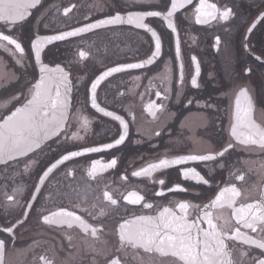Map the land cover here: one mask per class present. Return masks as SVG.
I'll list each match as a JSON object with an SVG mask.
<instances>
[{
	"label": "flooded vegetation",
	"instance_id": "obj_1",
	"mask_svg": "<svg viewBox=\"0 0 264 264\" xmlns=\"http://www.w3.org/2000/svg\"><path fill=\"white\" fill-rule=\"evenodd\" d=\"M198 2L193 0L192 5L176 13L181 48L179 58L176 56V34L161 18H148L146 23L161 35V56L146 68L115 73L98 86L96 99L99 106L122 115L129 122L124 143L110 150L66 161L50 174L44 185L39 186L43 171L67 151L112 143L118 138L122 132L119 122L92 108L90 85L109 67L146 59L154 50V41L150 33L125 24L94 29L44 47L42 62L53 68L59 64L70 73L71 119L67 131H78L74 119L78 113L89 118L90 126L86 132H80L82 139L65 140L63 135L53 137L42 151L0 163V240L5 242L4 264H44L41 256L52 264H108L117 256L121 264H166L170 258L144 253L142 249L129 247L118 252V225L135 216L155 215L163 206H174L175 201H190L203 206L221 187L231 184L241 191L237 206L241 202L251 203L261 198L264 192V150L258 146L238 145L234 141L235 146L216 161L179 165L158 171L152 177L131 175L147 163L165 156L223 150L232 140L231 106L234 92L241 86L248 87L253 96L254 118L257 122L264 121V21H260L251 33L248 32L264 12V0H208L221 9L231 8L234 15L228 21L217 19L206 24H196L192 17V9ZM72 5L75 7L65 16L63 10ZM167 7H170V0H41L31 10V15L16 28L9 31L0 26V31L13 34L25 49L22 65L16 63L19 54L13 57L0 49V74L7 77L0 81V105H3L0 117L19 106V101L12 100V97L19 95L24 100L27 90L39 79L40 65L36 63L31 48L37 36L69 31L117 12L165 11ZM217 36L221 41L219 45L216 44ZM9 47L14 50V46ZM79 51L87 52V58L80 59ZM192 56L200 65L198 88L190 83L195 72ZM181 62L184 65L182 87L178 82ZM168 70L172 91L169 99L164 101L165 109L153 119L144 106L150 100L161 102L155 93L157 90L163 93L165 85L159 76ZM178 90L181 93L179 97ZM189 99L194 101L192 105L187 104ZM157 131L160 132L158 136L155 135ZM114 157L118 160L114 169L95 179L87 175L91 161L102 159L107 162ZM30 158L35 163L25 171V163ZM185 167H195L209 179V185L183 179L181 170ZM124 176L127 180L122 179ZM240 176L243 180L238 179ZM160 179L165 181L163 186L158 183ZM176 184L187 191H167ZM21 186L23 191L15 193L14 190ZM37 186L40 187L39 193L35 192ZM161 188L165 195H157ZM132 190L145 197L141 204H129L123 199ZM105 191H109L119 201L118 204L112 205L107 201ZM33 195L36 196L35 201L32 200ZM7 196H14V200H7ZM146 203H151L153 208L144 207ZM28 204H31V209H28ZM61 207L75 211L98 227V239L86 236L75 226L69 228L43 222V215ZM198 214V210H190V217ZM224 217L229 229L241 227L236 224L230 209L224 210ZM218 223L223 225L225 221ZM13 226L11 234L2 230ZM241 231L258 238L264 236L259 229L253 233L241 227ZM226 242L238 264H252L253 258L262 256V250L240 241ZM89 245H94L97 251H92ZM241 253L247 255L242 256Z\"/></svg>",
	"mask_w": 264,
	"mask_h": 264
},
{
	"label": "snow or ice",
	"instance_id": "obj_2",
	"mask_svg": "<svg viewBox=\"0 0 264 264\" xmlns=\"http://www.w3.org/2000/svg\"><path fill=\"white\" fill-rule=\"evenodd\" d=\"M41 0H0V26L11 31L17 25L22 24L30 15L31 10L40 4ZM193 0H170V7L165 11L148 10V11H128L126 14L117 12L113 16L104 19H98L93 23H88L82 27H75L69 31H62L55 35L37 36L32 42L31 48L35 53V61L40 65L39 79L31 85L27 90L28 95L24 100L20 96L12 97V100L19 101V106H15L14 110L9 114L0 117V163L8 160H16L19 157H29L30 153H36L43 150V146L53 137H61L64 139L78 140L82 139L81 131H87L90 126L89 118L83 113L75 115L78 131L69 133L67 131L70 124L69 110L71 107L72 81L70 73L57 64L54 68L44 64L41 59V53L44 47L55 41H63L69 37L79 36L82 33L91 32L94 29L104 28L110 25H133L137 29H143L150 33L154 41V50L146 58L137 63L119 64L115 67H109L101 72L90 85V102L92 108L102 113L104 116L111 117L118 121L122 132L112 143L102 144L100 146L83 147L76 151H67L58 159L50 164L39 177V186L44 185L50 174L66 161L72 160L89 153L102 152L110 150L124 143L128 136L129 122L122 115L116 114L114 111H108L104 107H100L97 103L96 92L102 81L115 73L124 72L129 69H143L154 64L162 54L161 35L150 25L146 23L148 18H161L166 22V27L176 34V56L181 55L180 39L175 16L181 9L192 5ZM75 5L65 8L63 13L65 16L72 11ZM234 13L231 8H219L215 3H209L208 0H199L198 4L192 9V17L196 24H206L217 19L228 21ZM264 21V14H261L259 20ZM256 27L253 23L248 28L251 33ZM220 37H216V44H220ZM9 45L14 46L10 48ZM247 47V45H245ZM0 49L8 52L13 57H17V64L23 63L25 49L21 42L13 34H5L0 31ZM80 59H86L88 53L79 51ZM257 60L260 57H256ZM192 63L195 65V72L191 77V86L198 88V77L200 75L199 61L195 56L191 57ZM170 70L159 76L162 84L165 85L163 93L157 90L155 95L161 100L156 103L150 100L144 107L145 111L153 118H157V113L163 111L166 107L164 101L168 100L172 91L169 86ZM246 71L250 72L251 69ZM7 79L6 75L0 74V81ZM139 77H137V80ZM179 84L181 87L184 82V65L181 62L179 68ZM151 85V81H150ZM180 91H177L179 97ZM193 100H187L188 105H192ZM199 103V102H197ZM3 105H0L2 107ZM210 106V105H208ZM255 103L250 90L246 86H241L234 92V99L231 106V125L230 140L226 147L221 151L207 152L206 154H186L175 155L172 157H163L154 162L147 163L145 166L131 173L133 177H152L156 172L172 168L179 165H187L196 162L216 161L218 157H223L229 149L235 144L243 146H258L264 150V121L257 122L254 118ZM133 119L135 117L133 116ZM155 135H160L157 131ZM35 160L28 159L25 163V171L29 170ZM118 163L117 158L105 162L102 159L91 161V165L87 170V175L93 179L98 177L109 169H114ZM221 167L223 165L221 164ZM183 179L193 181L197 184L209 185V179H206L195 167H185L181 170ZM127 180V176L122 177ZM243 180V176L238 177ZM158 183L163 186L165 181L160 179ZM35 189L39 193L40 187ZM23 191L22 186L17 187L14 192ZM168 192H184L187 191L180 184L167 189ZM157 195H165L163 188ZM241 191L235 184L221 187L214 195V198L203 206L195 205L190 201H175L174 206H163L159 208L155 215H139L131 219H125L118 225L119 247L118 252H124L127 248L142 249L144 253L158 254L159 257L170 258L166 264H238L233 259L232 250L226 241H240L244 245L255 247L262 250V256L253 258L252 264H264V236L249 235L243 229H250L251 232L257 233L258 229L264 234V192L261 198L251 203H239ZM104 198L112 205L118 204V200L113 198L109 191L104 192ZM36 196H32L35 201ZM123 199L129 204H141L145 197L138 191L132 190L123 196ZM7 200L13 201L14 196H7ZM31 209V204L27 205ZM144 207L152 209L151 203L144 204ZM196 209L199 214L194 218L190 217V210ZM230 209L232 216L235 218L236 224L241 227L229 229L228 221L224 217V210ZM26 215V214H25ZM103 215V212H101ZM43 222L49 225H67L69 228L77 227L86 236L98 239L99 228L88 223L81 215H77L75 211H69L66 208H59L43 215ZM224 220L222 225L218 221ZM22 223V221H21ZM203 225H206L204 227ZM13 227L2 229L11 234ZM231 231V235L229 232ZM68 239L71 241L72 237ZM92 251H97L94 245H89ZM4 248L5 242L0 240V264H4ZM126 254V253H125ZM246 256L247 253H241ZM40 259L44 264H52V261L41 256ZM108 264H121L120 258L117 256L111 259Z\"/></svg>",
	"mask_w": 264,
	"mask_h": 264
},
{
	"label": "water",
	"instance_id": "obj_3",
	"mask_svg": "<svg viewBox=\"0 0 264 264\" xmlns=\"http://www.w3.org/2000/svg\"><path fill=\"white\" fill-rule=\"evenodd\" d=\"M263 14H264V13H263ZM258 20H259V18L256 20V22H255L256 24H257V21H258ZM258 23H259V22H258Z\"/></svg>",
	"mask_w": 264,
	"mask_h": 264
}]
</instances>
